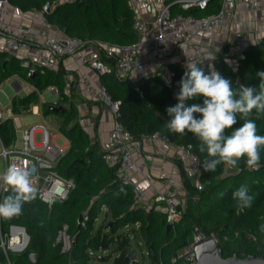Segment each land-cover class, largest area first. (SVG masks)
Here are the masks:
<instances>
[{"label":"trees","instance_id":"obj_1","mask_svg":"<svg viewBox=\"0 0 264 264\" xmlns=\"http://www.w3.org/2000/svg\"><path fill=\"white\" fill-rule=\"evenodd\" d=\"M49 0H10L23 10H41ZM223 0H211L205 15L216 13L221 9ZM197 10H189L195 12ZM48 20L58 25L65 34L82 39L102 40L111 43H131L137 39L133 29L134 13L129 0H75L58 2L47 13ZM0 50V83L13 74L32 83L39 90L48 85L59 87L61 96L57 104L71 102V109L64 112L61 131L70 142V148L64 157L59 171L66 177L75 179L76 186L69 197L52 206L37 198L24 205L23 213L9 219L2 218L1 230L7 231L11 224L26 228L30 240L25 249L10 251L13 264H90L91 253L108 250L117 240L119 255L114 264H123L130 252L128 235L120 234L122 227L133 226L139 231L148 247L152 264H183L178 257L180 249H184L188 240L193 237L196 228L210 235L217 232L223 247L224 257L236 254L246 257L249 254L261 255L264 252V232L260 225L264 224V166L259 169L248 168L242 159L238 168L218 165L214 172L203 170V189H199L187 175L181 164V173L187 187L188 197H197L194 207L197 213L188 208L183 219L168 230L166 214L157 209V203L151 206L137 202L131 184L123 183L119 178L116 166L108 164L104 159L105 149L98 137V123L94 124L93 136L76 121L78 109L73 105L76 97L83 96L74 92L72 98L66 92L68 71L64 66L58 70L39 67L34 78H30L29 69L21 65L16 56L7 55ZM112 71L101 76L114 99L122 100L120 120L133 135L142 139L143 135L162 131L169 134L177 144H191L202 161L206 153L199 151L200 141L191 133L179 135L168 132L165 124L171 119L167 108L178 103L176 99L180 91L182 75H178L177 84L171 87L161 77L143 80L139 83L143 94L136 90L128 80L119 76L116 69L115 56L104 55ZM217 71L229 79L234 88H239L237 77L240 76L245 86L258 87L260 78L257 72L264 71V37L252 44L245 59L234 73L221 56ZM205 74H208L205 72ZM204 97L187 101L188 104H203ZM84 100V99H83ZM89 104L98 103L87 100ZM39 103L37 92L25 96L13 97L12 111L21 114L32 104ZM48 102L42 104L43 110L50 111ZM201 118L200 114H194ZM250 119L257 124V134L264 135V114L253 110ZM233 129L226 130L231 134L235 128L242 126L239 114ZM0 136L5 145H10L16 137L12 118L0 123ZM261 161L264 163V149H261ZM247 184L249 192L254 196L250 208L240 209L232 199V193L241 185ZM220 192H225L223 199ZM106 221L95 229V222L103 208ZM83 216L81 225L80 216ZM88 216V219L85 218ZM109 221L112 225L108 227ZM84 223V224H83ZM67 225V233L72 240L71 249L63 250V242L57 241L60 231ZM35 254V259L30 254ZM0 264H8L6 254L0 247ZM134 264H140L136 262Z\"/></svg>","mask_w":264,"mask_h":264},{"label":"built area","instance_id":"obj_2","mask_svg":"<svg viewBox=\"0 0 264 264\" xmlns=\"http://www.w3.org/2000/svg\"><path fill=\"white\" fill-rule=\"evenodd\" d=\"M51 1L52 9L58 2L75 0ZM129 1L134 13L133 29L137 35V39L131 43L118 44L69 36L58 25L48 20L49 11L45 6L41 10L26 11L12 4L10 0H0V36L3 39V51L18 57L23 67L30 71L39 67L58 70L64 66L69 72L66 77V92L70 98L77 92L86 100L97 101L112 113L113 124L104 146V159L118 168L119 178L123 183L131 184L137 202L149 206L157 203V209L166 214L168 224L173 227L183 219L187 207L180 196L172 191L169 183L156 189L151 202L146 192L135 181L134 175L142 171L139 162L144 158L143 143L120 120L122 100L114 99L101 81L102 75L112 71V65L106 62L104 55L116 57L118 75L133 84L141 94L143 92L139 83L142 80L161 77L165 84L175 86L178 75L183 76L187 71V63L201 61L198 66L208 73L209 64L217 70V64L223 56L232 71L237 73L248 48L264 37V0H223L218 12L202 17L188 11L204 10L211 0ZM236 2L247 7L253 23L259 30L256 34V29H229L230 38L225 39L220 47H216L212 44V36L217 30L227 27L229 15ZM173 9L180 11L175 13ZM207 57L216 58L210 61L205 59ZM66 59H70V63H77L76 73H70L73 69L69 67L70 63H66ZM11 79H14L12 84L16 89L15 95L38 93L39 103L32 104L27 112L37 116L40 122L23 124L22 113L12 111L15 95L9 98L7 106L3 105L0 99V123L12 118L16 132L15 140L10 145H5L0 136V157L4 160V170L13 164L28 169L38 198L52 206L56 202L66 200L76 186L74 178L66 177L59 171L71 143L69 141L66 146H60L55 142L57 134L53 133L52 125L45 117L42 106V102L47 101L46 92L57 96L53 100L54 103L60 99L61 92L55 84L39 90L18 74L7 77L2 83ZM57 123L61 127V121ZM38 134L40 141H37ZM143 138L160 141L166 148L175 151L192 182L199 189H203V161L191 144H177L169 134L162 131L145 134ZM4 170H0V176ZM146 177L150 178L151 175L146 174ZM5 188L0 180V202L9 194ZM85 218L88 219V216ZM1 223L2 218L0 229ZM21 227L22 225L11 224L7 231L0 232V247L6 254L8 264H13L9 256L10 251H21L28 245L25 231ZM200 232L205 238L212 237L221 244L216 231L210 235L201 230ZM199 237L196 229L184 251L179 253L178 257L183 260V264L197 263L195 243ZM57 241L63 242L64 251L71 249L72 240L67 233V225L60 231ZM30 257L35 259V254L31 253Z\"/></svg>","mask_w":264,"mask_h":264},{"label":"clouds","instance_id":"obj_3","mask_svg":"<svg viewBox=\"0 0 264 264\" xmlns=\"http://www.w3.org/2000/svg\"><path fill=\"white\" fill-rule=\"evenodd\" d=\"M218 50V49H217ZM216 57L205 59L214 61ZM199 62L187 63L180 81L178 103L167 108L171 119L165 124L168 132L186 135L193 134L199 141V151L206 153L202 162L205 172H214L218 165L238 168L243 159L248 168H258L261 149H264V135L257 134V124L250 119L253 110L264 114V71L257 72L260 78L258 87L240 86L234 88L229 79L223 77L209 64V72L198 66ZM204 97L203 104H188L187 101ZM200 114L196 118L194 114ZM244 121L231 134L226 130L237 124V116ZM9 191L0 202V218L9 219L23 213L24 205L37 198V189L31 183V172L23 167L10 165L0 176ZM225 192H220L223 199ZM232 199L240 209L250 208L254 196L247 184L241 185L232 193ZM264 232V224L260 225Z\"/></svg>","mask_w":264,"mask_h":264},{"label":"crops","instance_id":"obj_4","mask_svg":"<svg viewBox=\"0 0 264 264\" xmlns=\"http://www.w3.org/2000/svg\"><path fill=\"white\" fill-rule=\"evenodd\" d=\"M233 28H239L244 31H254L256 29V34L257 30H259L253 23L247 7L238 2L234 3V10L229 15L227 27L217 30L212 36V44L220 47L225 39L230 38L231 31L229 29L232 30ZM0 49L3 50V39L1 36ZM66 63H70V59H66ZM69 67L73 69L70 73H76L77 63L71 61ZM83 99L77 107L84 111H80L83 115L84 113L87 114V119L93 121L92 128H94L97 120L98 137L104 147L107 144L109 131L113 124V115L109 110L102 107L100 103L89 104L85 98ZM141 140L144 148V158L140 160L139 164L142 167V171L137 172L134 175V179L146 192L148 200L152 202L156 189L162 188L166 183H169L172 191L184 201L188 197V193L181 173L180 165L182 162L178 158L177 153L166 148L160 141H153L147 138H142ZM146 174H150L151 177L147 178Z\"/></svg>","mask_w":264,"mask_h":264},{"label":"rangeland","instance_id":"obj_5","mask_svg":"<svg viewBox=\"0 0 264 264\" xmlns=\"http://www.w3.org/2000/svg\"><path fill=\"white\" fill-rule=\"evenodd\" d=\"M180 10L178 9H173V12H179ZM183 13H185V11H181ZM194 14L196 16L202 17L205 16L203 10H197L194 12ZM7 55L11 56L9 53H7ZM14 81V79L9 80L8 82H4L1 84L0 88L2 91H0V99L3 103V105L7 106L9 105V98H12L15 94H16V89L14 87V85L12 84V82ZM143 81V80H142ZM45 97L47 99L46 102H48L50 104H57L54 103L53 100H55L57 98V96L55 94H52L50 92H46L45 93ZM60 99H58L57 101H59ZM45 102H42V104H44ZM79 103H81V99L79 97H76L75 101H73V105L74 107L79 106ZM59 105V104H57ZM63 105H65L69 110L71 109V102L70 101H66L65 103H63ZM78 109V107H77ZM83 110L78 109V117L76 118V121H79L81 123V125L84 127L85 130L88 131V133L93 136L94 132H93V121L90 119H87L86 116L87 114L83 113ZM45 117L48 119V121L51 123L52 125V130L54 134H57V136L55 137V142L60 145V146H66L69 143V138L64 135L61 131L60 125L57 123V121H61V123L63 124V115L64 113H57L54 111H45L44 112ZM21 120L23 122L24 125H28V124H32V123H38L40 122V119L35 116L32 115L31 112H27V110L24 111V113L21 114ZM57 120V121H56ZM89 121L91 122L89 124ZM37 141H40V135L38 134L37 136ZM71 143V142H70ZM4 160L3 158L0 157V170L3 171L4 170ZM197 197L195 196L193 198L190 197H186L184 199V203L185 206L191 210V213H197L195 207H194V201H197ZM106 208L104 207L103 210L101 211V213L98 215V218L95 222V229L98 228L101 224H103L106 219L104 216ZM133 226H129V227H122L119 229V233H125L126 235H128L129 237V241H130V249L134 250L137 254V258H138V262L140 264H152V259L150 257L149 254V250L148 247L145 245L144 240L142 239L139 231L137 230V232H135L134 230H132ZM117 240L115 242H113L110 247L108 248V250H99V251H95L93 253H91L92 259L90 260V264H114L117 256L119 255V251L117 249ZM184 249H180V252H183Z\"/></svg>","mask_w":264,"mask_h":264},{"label":"water","instance_id":"obj_6","mask_svg":"<svg viewBox=\"0 0 264 264\" xmlns=\"http://www.w3.org/2000/svg\"><path fill=\"white\" fill-rule=\"evenodd\" d=\"M52 5V1L49 0L45 4V9L50 11ZM36 69H32L29 71L28 75L30 78H34L37 74ZM237 84L240 86H245L242 78L240 76L237 77ZM50 111H54L57 113H64L68 108L65 105H57V104H50L48 106ZM264 166V163H260L259 169ZM83 216L81 215L79 218V222L81 225ZM112 225V221H109L108 227ZM25 231L26 242H29L30 236L26 232L24 226L21 227ZM168 230L172 228L171 224L167 226ZM200 237L195 243V250L197 253V263L191 264H264V252L261 255L258 254H249L246 257H238L236 254L225 258L223 254V247L222 244L215 241L214 238L208 237L205 238L201 235V232L198 228H196ZM138 262L137 254L134 250H130L129 254L126 256L123 264H134Z\"/></svg>","mask_w":264,"mask_h":264}]
</instances>
